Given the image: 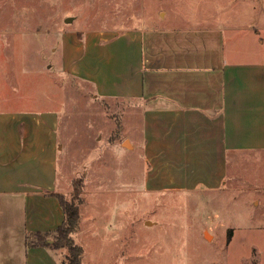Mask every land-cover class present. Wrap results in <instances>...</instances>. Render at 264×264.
<instances>
[{"label": "rangeland", "instance_id": "obj_1", "mask_svg": "<svg viewBox=\"0 0 264 264\" xmlns=\"http://www.w3.org/2000/svg\"><path fill=\"white\" fill-rule=\"evenodd\" d=\"M213 14L257 26L264 42V0H0V110L32 109L47 95L65 102L58 190L79 206L69 237L81 264H264V154L232 156L223 190L148 191L142 152L120 147L140 139L139 117L58 74L64 30L188 25ZM55 256L69 264L67 247Z\"/></svg>", "mask_w": 264, "mask_h": 264}, {"label": "crops", "instance_id": "obj_2", "mask_svg": "<svg viewBox=\"0 0 264 264\" xmlns=\"http://www.w3.org/2000/svg\"><path fill=\"white\" fill-rule=\"evenodd\" d=\"M209 18L60 35L59 76L91 85L97 100L126 102L139 117L140 139L127 136L120 147L142 152L148 191L223 190L232 156L264 154L262 30ZM38 101L0 110V264H58L55 250L29 239L65 220L57 164L65 102Z\"/></svg>", "mask_w": 264, "mask_h": 264}, {"label": "trees", "instance_id": "obj_3", "mask_svg": "<svg viewBox=\"0 0 264 264\" xmlns=\"http://www.w3.org/2000/svg\"><path fill=\"white\" fill-rule=\"evenodd\" d=\"M77 179L74 181L75 190H78V184H82V181ZM77 185V186H76ZM58 198L61 202L65 213V220L63 225L60 226L54 233L49 234H41L35 233V239L33 242L29 239V245L34 246H44L51 248L55 251L62 249L63 247H67L69 251L68 261L69 264H81V249L76 247L73 243L72 239H70L69 234L75 231L78 227L79 222V206L66 203L61 195H58Z\"/></svg>", "mask_w": 264, "mask_h": 264}, {"label": "water", "instance_id": "obj_4", "mask_svg": "<svg viewBox=\"0 0 264 264\" xmlns=\"http://www.w3.org/2000/svg\"><path fill=\"white\" fill-rule=\"evenodd\" d=\"M69 20H70V19H69ZM69 20H68V21H69ZM68 21H67V22H68Z\"/></svg>", "mask_w": 264, "mask_h": 264}]
</instances>
